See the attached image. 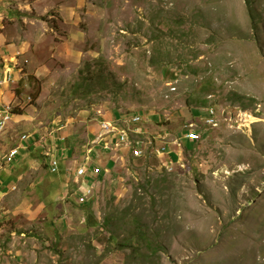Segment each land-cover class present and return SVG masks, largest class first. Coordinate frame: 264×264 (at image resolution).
Segmentation results:
<instances>
[{
  "label": "rangeland",
  "instance_id": "374dc122",
  "mask_svg": "<svg viewBox=\"0 0 264 264\" xmlns=\"http://www.w3.org/2000/svg\"><path fill=\"white\" fill-rule=\"evenodd\" d=\"M35 1L43 9L31 23L52 31L41 43L0 47L21 50L0 150L29 136L0 172V264H125L128 249L102 222L136 210L166 247L162 264H264V0H74L73 23L52 7L58 0L25 2ZM11 15L4 29L26 33ZM210 106L216 127L203 122ZM135 114L142 132L132 128L118 148L113 133L104 148L101 123ZM191 122L202 138L174 143L167 167L159 148ZM88 126L99 130L88 148L110 151L103 162L117 155L108 171L97 163L92 181L48 172Z\"/></svg>",
  "mask_w": 264,
  "mask_h": 264
},
{
  "label": "crops",
  "instance_id": "0c3cea01",
  "mask_svg": "<svg viewBox=\"0 0 264 264\" xmlns=\"http://www.w3.org/2000/svg\"><path fill=\"white\" fill-rule=\"evenodd\" d=\"M26 0H0V47L1 46H14V43H17L19 45L20 44H28L30 42H33V40L37 39V43H41L43 42L44 36H46V30L49 27V30H51L50 26L45 23L44 21H40L38 18H35L34 20V24L31 23L30 17H28V15L35 13L37 14V16H41V8L40 7V3L38 1L35 2H25ZM52 7H58L59 8V12H61V14H68L70 17H66L65 19V23L67 22H71L73 23V17H74V13L77 12L78 6L74 5V0H58L57 2H53ZM1 8L4 9V12L1 11ZM90 9V8H88ZM4 13H12V17L13 19H18L21 18V21L24 23L25 27L28 28V31L24 34H18V36H13L11 37L12 34V30L9 29H4V25L2 23V18ZM19 15V16H17ZM75 20V19H74ZM34 29V30H32ZM31 30V32H30ZM52 31V30H51ZM49 32V31H48ZM10 41H12L11 44H8ZM12 53H9L10 55H6L3 51L0 50V61L2 60V57L6 59V65L7 66H12L14 67L15 71V76L19 81V69L18 68V63L17 61L19 60L17 58V56L20 54L19 51L20 48L18 47V49H11ZM17 81V83H18ZM120 117V116H119ZM117 118V117H116ZM110 119V118H109ZM115 119V114L113 115V118L110 120ZM117 120H120V118H117ZM115 121V120H114ZM121 125V124H120ZM90 131H87V136L85 139H82L80 141L83 140V143H79L76 144L75 147H71L68 145L62 146L61 149H59L57 152L55 153V155H53L51 158H55L57 159L58 163H59V170L58 172H51L50 170V165H48V172L52 173V174H59L61 173V175L64 176V179H71V176L74 177V175L72 174L75 166H79L80 164H82L85 160L86 164L91 166V167H95L97 166V163H102L104 165V163L107 165H105L104 170L108 171V167H110V165L112 164V161L116 160L117 155L114 154L115 156H112V160L109 158H107L104 162L102 161V153L108 154L109 152H102L101 150L96 149L95 147H91L88 148V144L87 141H94L96 144V137H94L93 139L89 140V136H93L94 134L96 135V133L99 132V130L103 131L101 128H99V130H97V126L96 127H90L88 126ZM92 132V133H89ZM104 132V131H103ZM89 133V134H88ZM101 134V133H100ZM99 134V135H100ZM60 140L63 141L64 137H60ZM103 140V139H102ZM99 140L98 142L102 141ZM86 141V143L84 142ZM97 142V143H98ZM177 144L176 140L173 142V144H170L169 142H165L166 146H167V150L166 152H168L169 148L171 147L172 149H174L173 151L178 155V151L179 149L174 146L175 144ZM61 144V143H60ZM59 144V145H60ZM64 145V143H62ZM114 144V142H113ZM170 144V145H169ZM28 146H26L27 148ZM105 148V145L103 146ZM110 148L112 146H109ZM108 147V148H109ZM169 147V148H168ZM23 149V148H22ZM111 153V152H110ZM86 155V156H85ZM85 156V157H84ZM90 156V157H89ZM162 157L164 158V155H162ZM90 159L91 163H89L90 161L88 160ZM88 161V163H87ZM79 163V164H78ZM101 166V164H100ZM89 180L92 181V179L89 178ZM65 185H67V182L65 183Z\"/></svg>",
  "mask_w": 264,
  "mask_h": 264
},
{
  "label": "built area",
  "instance_id": "2783aa9c",
  "mask_svg": "<svg viewBox=\"0 0 264 264\" xmlns=\"http://www.w3.org/2000/svg\"><path fill=\"white\" fill-rule=\"evenodd\" d=\"M5 61L6 59L2 57V60L0 61V138L3 132L7 130V128L10 126V123L12 122V119L15 116V106L13 102L10 100L8 94L13 93L14 95H16L15 84H17L18 81V79L15 76V71H13L14 67L7 66L5 64L6 63ZM205 111H206V115L203 116L204 124L206 126L216 127L217 122L215 118L216 116L215 110L210 106ZM141 119H142L141 115L135 114L129 119L122 120L121 125H119L118 122L115 123V121L114 123L112 121L102 122L101 129L104 131V135H106L105 147L110 146L109 144L112 143L110 135L113 133L117 135V138L114 141L115 147H119L128 143L129 132H131L132 128H135L134 131H137V133L142 132L139 128L131 126L141 122L142 121ZM183 132L184 133H182V136H180L176 140L178 145H181L182 140L180 139L182 138L187 141L198 142V140L202 138V134H203L202 128L195 127L193 122L189 124V127L186 126ZM28 140H29V136L27 134H23L20 137V144L14 146L13 148H10L9 151L7 152H3L2 150H0V172L4 169L5 166L9 165L15 160V158L20 153L21 149L25 146L24 142H28ZM133 150L136 156H141L143 154V151L140 148H134ZM166 150H167V146L166 144H164L159 148V153L164 155L163 158L164 164L167 165V167H172L173 163L168 162L165 159V155L167 154ZM85 161L79 166H77V168L75 169V177L82 179H89L91 178V176H97L101 174V168L99 166L91 167L87 165ZM50 170L52 172H58L59 163L56 158H53L51 160ZM78 200L81 203H85L87 201L86 199L81 198L80 195Z\"/></svg>",
  "mask_w": 264,
  "mask_h": 264
},
{
  "label": "trees",
  "instance_id": "16d2710c",
  "mask_svg": "<svg viewBox=\"0 0 264 264\" xmlns=\"http://www.w3.org/2000/svg\"><path fill=\"white\" fill-rule=\"evenodd\" d=\"M83 78L85 81L81 83L88 84V79ZM88 85L90 88V84ZM192 113L195 115L197 112L194 113L192 110ZM183 144L186 148L190 147L185 142ZM134 191L139 194V187H136ZM136 211L122 217H117L114 212H109L105 215L102 225L109 230L108 226H113V232H116L111 234L114 245L121 249H128L125 264H162L161 256L166 251V247L142 212L137 213ZM89 219L92 220V218Z\"/></svg>",
  "mask_w": 264,
  "mask_h": 264
},
{
  "label": "bare ground",
  "instance_id": "6f19581e",
  "mask_svg": "<svg viewBox=\"0 0 264 264\" xmlns=\"http://www.w3.org/2000/svg\"><path fill=\"white\" fill-rule=\"evenodd\" d=\"M139 113H140V112H139ZM142 114H143V113H142ZM142 122H143V121H142ZM100 139H101V138H100ZM169 145H170V144H169ZM89 146H90V145H89ZM117 148H118V147H117ZM168 148H169V147H168ZM170 148H171V147H170ZM170 148H169V149H170ZM85 156H86V155H85ZM85 156H84V157H85ZM89 157H90V156H89ZM55 158H56V157H55ZM88 160H90V159H88ZM87 163H88V161H87ZM89 163H91V161H90ZM78 164H79V163H78ZM8 166H9V165H8ZM101 169H102V168H101ZM101 173H102V172H101ZM74 177H75V176H74ZM92 177H93V176H92ZM95 177H96V176H95Z\"/></svg>",
  "mask_w": 264,
  "mask_h": 264
}]
</instances>
